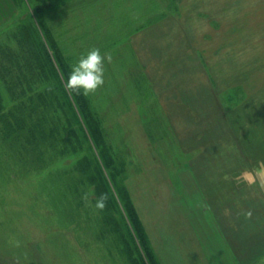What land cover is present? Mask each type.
<instances>
[{"label": "rangeland", "instance_id": "374dc122", "mask_svg": "<svg viewBox=\"0 0 264 264\" xmlns=\"http://www.w3.org/2000/svg\"><path fill=\"white\" fill-rule=\"evenodd\" d=\"M37 2L49 3L43 18L75 64L92 49L111 55L94 106L127 160L157 263L191 264L195 255L175 254L188 177L179 169L218 168L224 160L210 154L224 156L232 139L245 153V139H264V0H0V46H16L14 31ZM72 160L0 172V264H126L94 222L65 224L53 206L49 176ZM239 216L217 213L241 264H264V232Z\"/></svg>", "mask_w": 264, "mask_h": 264}, {"label": "trees", "instance_id": "16d2710c", "mask_svg": "<svg viewBox=\"0 0 264 264\" xmlns=\"http://www.w3.org/2000/svg\"><path fill=\"white\" fill-rule=\"evenodd\" d=\"M44 6L50 5L35 3L34 14L19 23L16 46H0V172L15 166L26 175L73 157L49 176L48 195L61 220L83 228L90 219L126 264H147L146 258L158 264L126 184L127 160L114 152L91 95L64 86L75 63L43 18ZM103 194L101 211L95 203Z\"/></svg>", "mask_w": 264, "mask_h": 264}, {"label": "crops", "instance_id": "0c3cea01", "mask_svg": "<svg viewBox=\"0 0 264 264\" xmlns=\"http://www.w3.org/2000/svg\"><path fill=\"white\" fill-rule=\"evenodd\" d=\"M245 140L250 149L248 153L238 149L233 152L237 140L232 139L228 142L229 150L225 148L224 156L220 151L210 154L224 160L218 168L211 165L209 170L179 169L181 175L188 177L182 179L185 187L179 211L182 235H179L180 243L175 248V254L195 255L196 260L191 257V264H241L239 259L244 260L243 256H238L217 218L218 211L224 207L231 209V214H241L238 224L249 223L258 229V233L264 232V226L260 228L264 225V210H259L264 205V139ZM257 200L260 202L257 203ZM232 225L230 221V227ZM239 230L243 232L242 228ZM239 238L237 236V240ZM244 254L249 256V252L241 255Z\"/></svg>", "mask_w": 264, "mask_h": 264}, {"label": "clouds", "instance_id": "9594fccd", "mask_svg": "<svg viewBox=\"0 0 264 264\" xmlns=\"http://www.w3.org/2000/svg\"><path fill=\"white\" fill-rule=\"evenodd\" d=\"M111 63L112 57L105 53L101 55L100 49H92L86 55H82L78 62L72 66L68 79L65 82L66 90L71 94H82L87 97L95 94L104 85V63ZM107 195H101L95 207L103 210L106 206ZM87 200V194L83 197ZM250 215V213L248 214Z\"/></svg>", "mask_w": 264, "mask_h": 264}]
</instances>
